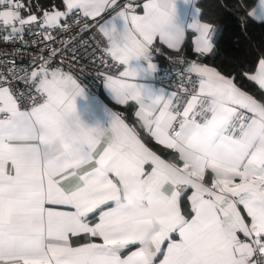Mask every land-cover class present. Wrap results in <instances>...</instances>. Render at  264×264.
Returning <instances> with one entry per match:
<instances>
[{
	"label": "snow or ice",
	"instance_id": "obj_1",
	"mask_svg": "<svg viewBox=\"0 0 264 264\" xmlns=\"http://www.w3.org/2000/svg\"><path fill=\"white\" fill-rule=\"evenodd\" d=\"M64 4L66 11L24 18L20 0H0L3 41L22 40L32 26L67 31L62 18L77 11L97 18L117 0ZM143 8L136 15L128 6L99 25L107 39L104 53L125 66L104 83L116 103L139 105L136 116L159 144L178 153V162L161 159L110 109L106 127L85 123L75 103L84 95L78 79L62 66L52 67L59 49L33 57L29 68L13 61L9 77L0 74V264H264V145L246 139L264 102L242 91L234 78L198 63L187 69L199 76V86L182 111L176 93H146L133 82L138 70L129 66L131 59L142 58L146 70H154V39L179 50L188 30L198 34L194 51L209 53L214 26L197 17L186 27L177 25L174 0H147ZM43 38L53 40L51 34ZM249 78L264 90V58ZM21 80L28 94L14 89ZM214 92L229 100L219 111L209 104ZM127 175L142 181L136 211L116 204L137 183ZM189 189L190 218L182 208ZM131 246L135 250L124 255Z\"/></svg>",
	"mask_w": 264,
	"mask_h": 264
},
{
	"label": "built area",
	"instance_id": "obj_2",
	"mask_svg": "<svg viewBox=\"0 0 264 264\" xmlns=\"http://www.w3.org/2000/svg\"><path fill=\"white\" fill-rule=\"evenodd\" d=\"M132 6H135V3H131ZM99 20V17H85L77 11L63 18L61 24L66 22L69 25L67 31L61 32L58 29L42 31L39 26H32L31 32L26 28L22 40L17 38L16 41L9 43L3 41L2 36L5 33L0 31V74L8 78L13 61L17 68H29L33 57L41 55L47 57L49 50L56 48L60 51L52 58V67L62 66L65 72L73 73L80 85L89 93L99 94L104 77L117 74L123 67L104 53L107 41L99 31ZM48 34L52 35V41L43 38ZM151 53L159 60L154 84L176 93L182 110L186 99L199 86V76L189 73L187 69L191 63L203 62L204 55L185 48L179 52L166 53L156 44L151 46ZM180 60H183V63ZM13 87L17 92L29 93L22 80L14 81ZM31 95H36L34 90H31ZM27 104H30V101L26 100Z\"/></svg>",
	"mask_w": 264,
	"mask_h": 264
},
{
	"label": "trees",
	"instance_id": "obj_3",
	"mask_svg": "<svg viewBox=\"0 0 264 264\" xmlns=\"http://www.w3.org/2000/svg\"><path fill=\"white\" fill-rule=\"evenodd\" d=\"M24 4L22 16L35 14L41 17L44 11L60 8L61 0H20ZM256 0H198L201 18L219 28L211 53L204 55L203 62L214 66L221 74L234 78V83L243 91L264 102V92L246 74L252 72L264 58V20L249 16ZM29 4L31 8H29ZM188 50L187 48H185ZM189 51V50H188ZM164 52H179L168 51ZM132 119L131 108L121 107ZM145 141L159 153L175 160L174 152L144 135ZM182 208L189 215L188 202L182 199Z\"/></svg>",
	"mask_w": 264,
	"mask_h": 264
},
{
	"label": "crops",
	"instance_id": "obj_4",
	"mask_svg": "<svg viewBox=\"0 0 264 264\" xmlns=\"http://www.w3.org/2000/svg\"><path fill=\"white\" fill-rule=\"evenodd\" d=\"M197 1L198 0H174V3H175L174 22L177 25H180L181 27H186V25L192 21L193 17H197L201 23H208L207 21H205L204 19L201 18L200 9L196 3ZM146 2H147V0H117V5L115 7L106 10L104 13L101 14V16H99V18H100L99 25L102 24L104 21L108 20L111 16L115 15L116 12L120 11L121 9H126L128 6L131 7V3H135V6L131 7L134 10V14L143 15L144 14L143 5ZM61 3H62V5L60 8H55L51 11H56V10L66 11L64 0H61ZM260 6H261V0H256L254 5L251 7L249 13H251L253 10H255L256 14L251 16V17H253L256 20L263 21L264 20V14L261 13ZM197 9L199 10V12L197 11ZM22 17L27 18V16H22ZM62 20H63V18L61 19V22H62ZM114 23H115L118 30H122L123 21L121 19H119V18L115 19ZM212 26H214V31H213V34L211 36V42H212L213 47H214V40L219 35V28L215 25H212ZM197 35L198 34L194 33V31L188 30L186 32L185 40H184V42H183V44L179 50L170 49L166 43L162 42L159 39L158 36L154 39L153 44L159 45L163 50L181 51L184 48H187L189 51L196 53L194 51V47H195V40L197 38ZM106 41H107V39H106ZM151 46H150V51H151ZM211 52H209V53H211ZM209 53H206L203 55H208ZM151 62L155 65V69L152 71H147L146 70V62L142 58L141 59L133 58L129 61V66L137 68V70H138L137 76L133 78V80H134L133 82H135L138 85H142L144 88V91L146 93H151L153 95L160 94L161 92L173 93L172 90H170L166 87L156 86L154 84V80L157 76V67L159 65V60L152 56ZM198 64H200L202 66H207L209 68H214L215 70H217L214 66H212L206 62H201ZM258 65H259V61L256 64L254 70L252 72H249L246 74V76L249 80H250V78H249L250 76L255 75L257 73ZM124 67L125 66L123 65L122 69L117 74L112 75V76H119V73L124 70ZM225 77H228V76H225ZM228 78H230V77H228ZM250 81H252V80H250ZM252 82H254L258 86V84L255 81H252ZM82 89L84 90V95L78 96L76 98L75 103H76L77 113L79 114L80 118L85 123H87L89 125H95V124L99 123V124L106 127L108 124V120H109V116L107 114L106 109H110L111 111L120 114V112L124 113V111H122V109H120L121 107L131 108V114H132L133 121L131 119H129L125 115V113L123 115H121V114L120 115H121V118L124 119L125 123L130 128H133L136 131L138 138L141 140V142L144 143L147 147H149V149L151 151L155 152L157 155H159L161 157V159H164L166 162H178V153L174 149H170V150H172L174 152V155L176 158H175V160H170L169 158L165 157L164 155L159 153L157 150L152 148L145 141L144 135L149 137L151 140H153L157 144H159V142L156 141L155 138L151 136V134L148 132L147 128H145L143 126V122L139 119V117L136 116V112L139 111V105L135 101H128V103L126 105H120V104L116 103L112 99L109 89L106 88L104 80L101 84L100 93L97 95L89 93L83 87H82ZM197 90H198V88H197ZM262 91L264 92V90H262ZM189 98L190 97H188L186 99L184 105L186 104V102ZM183 106H182V108H183ZM159 145H161V144H159ZM161 146L167 148L165 145H161ZM145 167H146L147 171L151 170L150 164L146 165ZM206 177L208 178V182L210 184V178H211L210 170H208L206 172ZM237 182H238V180H237ZM188 195H191L190 189L187 190L186 195H184L182 197V199L185 198L187 200ZM187 202H188V207H189V215L188 216L190 218V216L192 214L191 213V205H190V202L188 200H187ZM239 210L241 212L242 217L245 219V223L250 224L251 220L247 216V213L243 209L242 206H239ZM238 235L240 236L241 239H245L243 237L242 233H238ZM175 238L178 239V236H176ZM81 242H85V241H81ZM97 242H99V241H97ZM135 247L136 246H131L129 249L125 250V252L123 254L124 255L129 254L131 251L135 250ZM160 259H162V256L160 257ZM157 264H158V262H157Z\"/></svg>",
	"mask_w": 264,
	"mask_h": 264
},
{
	"label": "clouds",
	"instance_id": "obj_5",
	"mask_svg": "<svg viewBox=\"0 0 264 264\" xmlns=\"http://www.w3.org/2000/svg\"><path fill=\"white\" fill-rule=\"evenodd\" d=\"M211 110L219 111L223 106L229 103L226 94L214 92L208 97ZM248 136L246 137L249 143L257 145H264V111L258 112L254 119L249 123ZM195 155V153H193ZM128 180H135L137 183L126 187L123 190V196L121 199L116 201V204L122 209L129 211H136L140 206V199L143 196V192L139 186L142 183L139 176L132 177L127 175L124 177Z\"/></svg>",
	"mask_w": 264,
	"mask_h": 264
}]
</instances>
